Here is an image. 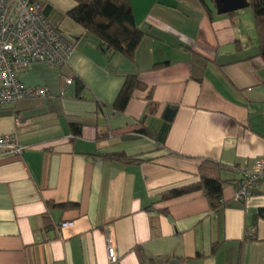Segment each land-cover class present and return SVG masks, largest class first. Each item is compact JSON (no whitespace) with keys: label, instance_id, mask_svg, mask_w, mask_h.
<instances>
[{"label":"crops","instance_id":"0c3cea01","mask_svg":"<svg viewBox=\"0 0 264 264\" xmlns=\"http://www.w3.org/2000/svg\"><path fill=\"white\" fill-rule=\"evenodd\" d=\"M41 1L74 49L57 70L35 64L19 73L48 98L0 108V136L26 147L0 157V264H109L108 245L116 264H140L138 250L155 264H264V216L256 240L244 239L264 215V185L242 203L226 184L217 213L201 193L159 197L197 182L203 161L237 182L232 167L264 159V60L252 13L217 15L209 0H129L144 34L132 63L106 57L68 18L79 0ZM129 76L142 88L116 111ZM167 107L177 109L169 127ZM117 153L144 161L125 165Z\"/></svg>","mask_w":264,"mask_h":264},{"label":"built area","instance_id":"2783aa9c","mask_svg":"<svg viewBox=\"0 0 264 264\" xmlns=\"http://www.w3.org/2000/svg\"><path fill=\"white\" fill-rule=\"evenodd\" d=\"M73 49V42L47 23L40 0H0V108L23 99L48 98L44 88L25 87L18 79L19 73L35 64L61 68L67 64ZM65 83L70 84L71 79ZM15 119L21 125L20 117ZM25 149L15 136H0V157L18 156ZM231 169L239 174L233 199L246 203L264 185V159L250 168L234 166ZM71 224L62 223L60 227ZM107 256L109 264L118 262L109 245Z\"/></svg>","mask_w":264,"mask_h":264},{"label":"trees","instance_id":"16d2710c","mask_svg":"<svg viewBox=\"0 0 264 264\" xmlns=\"http://www.w3.org/2000/svg\"><path fill=\"white\" fill-rule=\"evenodd\" d=\"M200 1L204 3L203 0ZM248 2L252 12L258 55L264 60V0H248ZM67 16L83 32L97 39L98 48L106 57L109 58L116 54L129 62H134L135 52L144 34L136 26L129 0H79L78 4L67 12ZM138 88H142V84L138 81L137 76L127 77L114 102L113 108L116 111H123L133 91ZM150 95H148L149 107L153 110L154 106L151 103ZM176 110V108H165L163 118L167 122L168 127L176 114ZM71 132L74 136H79L80 127L71 125ZM111 157L125 165L144 161L138 156L129 157L123 153H117ZM224 169L225 167L219 163L203 161L197 171V182L163 192L159 195L160 200L167 201L192 193H201L208 202L209 210L217 213L223 206V187L226 184H234V187L236 186L235 181L222 179L221 172ZM47 205L61 209L75 206L67 203L59 205L49 203ZM258 216L264 215L260 212L259 215L253 217L251 225L245 227V240H256L255 225ZM137 256L140 264H155L152 260L147 259L141 250L137 251Z\"/></svg>","mask_w":264,"mask_h":264},{"label":"water","instance_id":"95a60500","mask_svg":"<svg viewBox=\"0 0 264 264\" xmlns=\"http://www.w3.org/2000/svg\"><path fill=\"white\" fill-rule=\"evenodd\" d=\"M217 15H227L250 7L248 0H209Z\"/></svg>","mask_w":264,"mask_h":264},{"label":"rangeland","instance_id":"374dc122","mask_svg":"<svg viewBox=\"0 0 264 264\" xmlns=\"http://www.w3.org/2000/svg\"><path fill=\"white\" fill-rule=\"evenodd\" d=\"M240 13L241 14H243L244 15V13H247V14H249V15H251L250 13H252L251 12V8L249 7V8H246V9H242V10H240ZM245 19V17L244 16H242V20H244ZM246 21H243V23H245ZM199 45H197V47H198ZM45 67H47V66H45ZM48 68H53V67H49L48 66ZM53 69H55V70H57L56 68H53ZM47 75V73L46 72H44V73H35V72H31L30 73V76H31V78H34L35 80H37L35 77H39V78H44V76H46ZM30 78V79H31ZM66 81V80H65ZM40 88H43V87H40ZM35 100H39V99H23V100H20L19 102H24V104L25 103H29V101H35ZM20 103V104H21Z\"/></svg>","mask_w":264,"mask_h":264}]
</instances>
